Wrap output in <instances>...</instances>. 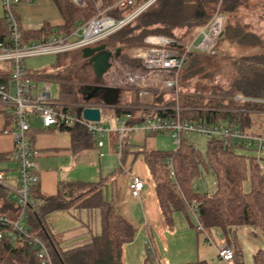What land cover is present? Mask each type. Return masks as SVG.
Returning <instances> with one entry per match:
<instances>
[{
  "label": "trees",
  "instance_id": "trees-1",
  "mask_svg": "<svg viewBox=\"0 0 264 264\" xmlns=\"http://www.w3.org/2000/svg\"><path fill=\"white\" fill-rule=\"evenodd\" d=\"M52 1L63 19V24L54 30L55 34H69L77 25L102 10L116 17L123 16L125 13L112 6L117 0H84L83 5H78L73 0ZM250 1L154 0L133 19V21L138 19L135 26H129L133 21L128 23L103 39L100 44L104 43L106 49L112 53L119 50L118 56L113 57L111 61L120 65L121 68L142 69L141 64L131 57V51L137 46L145 45L142 42L143 34L151 32V34L176 36L182 40L191 38L196 33V29L206 23L219 3L225 19L222 35L212 53L193 50L187 54L179 73L178 82L181 92L178 103L184 109L182 115L187 118L226 124L230 128L237 127L248 131L250 114L264 112V42L253 32L239 24H234L232 18L226 20V17L247 6ZM98 2L101 5L98 6ZM136 6L134 4L125 11L128 12ZM261 18L264 19V15ZM182 26H186L185 31H190V35L185 32L178 33ZM46 31L45 25L37 34L46 33ZM8 36L9 27L3 17L2 9L0 40ZM21 36L24 41L22 31ZM221 40L235 45L239 51L258 48L255 52L241 53L231 60L224 86L212 83L215 71L211 70V59L215 58L216 48ZM70 52L71 58L76 56L77 52L81 56L79 50ZM223 56L231 57L226 54ZM82 59L86 63L77 70V76L85 74L81 75L82 80L95 84V78L94 80L89 78L92 72L90 64L87 59ZM74 60L76 64L77 59ZM57 65L56 61L53 65L54 69L49 72L31 71L28 74L36 81L55 82L59 87V97L53 101L59 107L69 108L77 113V106L74 104L82 101V95L76 89V78L71 71L67 74L62 73ZM192 78L204 81L206 84L194 85L190 82ZM208 81L210 83H207ZM190 86L194 87L191 93L183 91L184 87ZM122 89H129L135 94L133 103L139 102L136 87L125 86ZM152 93L155 95L152 99L154 105L168 107L173 105V102L160 104L161 99L156 95L158 91L152 90ZM236 97L242 99H236ZM125 111H130L135 118L137 117L138 109L136 108L117 109L116 113ZM54 128L69 133L74 151L90 149L94 144L96 145V139L80 125H59ZM29 133L30 130L28 135ZM29 139L32 143V137L29 136ZM197 141L198 139L189 140L182 137L179 145L172 151L147 150L143 145L137 148L125 141L122 154L133 153V151L143 154L166 224L171 223V214L174 211H184L194 219L189 208L193 205L196 218L207 232H210L212 228H219L228 244L233 242L234 232L240 228L251 227L264 233V173L257 161L258 153L253 148L247 149L244 145L231 141L223 142V139L214 136L203 141L205 149L202 154L197 148ZM5 158L10 159L8 155H0V161ZM259 158L260 161L264 160L263 155ZM201 168L209 170L214 177L215 188L210 193L199 191L195 186V180L199 177ZM36 186L37 184L31 187L29 194L36 204L33 208L24 210L25 217L23 220L20 218V222L32 236L41 238L46 243L53 264H123L121 260L123 245L134 238L136 230L116 211L113 200L104 198L101 181L63 182L54 195H43L35 190ZM11 201L16 207L10 205ZM11 206L16 210L13 211ZM69 208H97L100 214V232L92 234L85 243L63 248L44 225V215L54 210ZM19 211L20 206L12 199L10 190L0 186V216L5 215L16 219L19 217ZM194 222L197 229L195 219ZM233 252L235 260L238 259L239 250L234 248ZM150 255H152L151 252H149ZM252 260L253 264H264V251L257 249ZM0 264H41V262L36 255L34 245L27 239L14 243L7 237H3L0 239ZM147 264H152V261L149 259ZM188 264H206V262L197 261ZM236 264L241 263L236 260Z\"/></svg>",
  "mask_w": 264,
  "mask_h": 264
},
{
  "label": "built area",
  "instance_id": "built-area-1",
  "mask_svg": "<svg viewBox=\"0 0 264 264\" xmlns=\"http://www.w3.org/2000/svg\"><path fill=\"white\" fill-rule=\"evenodd\" d=\"M20 0H1L3 17L9 27V36L0 40V106L9 111L11 124L5 127L4 133H9L13 138L11 160L15 164L16 177L11 182L5 173L0 171V186L6 187L11 192L12 199L20 206V216L11 219L0 216V239L7 237L11 242L17 243L27 239L36 249V255L41 264H53L46 243L38 237L32 236L21 224V216L26 208H33L35 202L30 198V189L38 183V167L35 162L36 151L29 139L28 132L31 128V118L38 117L42 126L49 128L59 125L77 124L82 126L91 137L96 139L100 147L104 144L106 134L114 133L115 150L118 159L122 156V146L128 143H139L142 135L151 133L169 132L175 146H178L182 137L189 140L202 138L207 140L214 136L242 144L247 149L253 148L260 155H264V137L245 131L237 127L230 128L226 124L197 121L182 115L183 108L179 105L177 94L179 89V73L182 64L190 51L196 50L212 53L215 45L222 35L224 15L219 8V3L206 23L199 27L196 33L186 40L176 36L149 34L143 38L144 46H138L131 52V57L138 61L142 69L129 70L122 68L120 75L111 77L107 86L122 89L125 86L136 87L137 96L153 99L152 90L173 91V105H143V111L135 118L130 111L114 115L117 109L136 108L134 104L113 106L93 97L82 100L77 104V113L69 108H61L51 97L50 84L39 83L29 76L24 65V59L30 56L43 54H59L84 47L99 45L107 36L130 23L146 6L132 7L135 0H117L112 6L124 15L116 17L106 14L105 10L77 25L67 35H52L34 42H25L22 39L19 23L14 14V6ZM78 5H83L84 0H73ZM236 99H242L236 97ZM247 100H252L247 98ZM84 108H97L99 119L90 121L82 116ZM117 108V109H116ZM147 108L148 112L144 111ZM169 162V161H168ZM172 174V171H171ZM145 181L136 174L130 175L128 189L132 197H139ZM264 188V178H263ZM190 211L196 220L197 229L202 241L206 245H213L218 263L235 264L234 252L228 242L221 236L219 228H212L210 232L203 227L196 218L193 205Z\"/></svg>",
  "mask_w": 264,
  "mask_h": 264
},
{
  "label": "crops",
  "instance_id": "crops-1",
  "mask_svg": "<svg viewBox=\"0 0 264 264\" xmlns=\"http://www.w3.org/2000/svg\"><path fill=\"white\" fill-rule=\"evenodd\" d=\"M149 1L151 0H135L134 4L137 5L136 7H140ZM14 14L20 25L25 42H34L52 35H62L55 34L54 31L63 24V19L52 0H20L14 6ZM45 25L47 27L46 33H41L40 35L37 34V32ZM182 27L183 28L178 30V33L185 32L187 35H190V31H185L186 26ZM52 69L54 68L52 67L44 72H49ZM26 70L27 73L31 72L27 68ZM38 82L42 83L44 81ZM45 82L48 83V81ZM87 84L82 85L78 89L79 94L82 95V100L84 99V96L81 93V89ZM102 84L107 86L104 82V78L102 79ZM127 92L131 91L129 89H119L113 102H110V105H137L136 109H138V113L136 116H138L143 111V108H140L138 104H151L153 102L150 98H143L141 101L138 99V103H133L132 101L135 100V96L133 98H128ZM123 95H126L125 98H123ZM97 96H99V94L94 97L97 98ZM147 112L149 113L150 111ZM113 114L116 115V110ZM10 124V112L2 109L0 106V155H8L9 157H11V151L13 149V138L11 134L4 133L3 129ZM30 124L31 128L29 136L32 137L33 149L36 151L34 159L38 167L39 176L35 190L43 195H54L59 185L63 182L101 181V189L104 198L113 200L116 211L127 219L136 230L134 238L123 245L121 253L123 264H147L149 263V259L152 261V264L154 262L157 264H188L197 261H205L206 264H212L210 261H212L216 252L211 249L209 250L206 247L208 245L202 241L200 233H198L195 228L193 217H190V215L184 211H174L171 214V223L166 224L164 221L158 205L153 182L144 162L142 153H135L134 151L133 153H123L119 160L115 150L114 133L108 134V143L104 142L100 147L97 144H94L90 149L77 152L72 148L71 138L68 132L59 131L55 129L54 126L49 128L43 127L41 120L36 116L31 118ZM148 135L150 134L142 135L139 143L132 142L131 145L136 146L137 148L141 147ZM87 159H89V164L92 166L90 167L91 170L89 171V174L82 170L77 172V164ZM0 165V171H3L6 177L9 171L15 172L12 179L7 178L12 182L16 177V169L11 158L1 160ZM7 165H11L12 168H8ZM132 168L135 172L131 171ZM120 172H125V175H127V187L131 174H136L145 181L139 197H132L128 189L129 195L134 200H132L133 202L130 204H127L124 200L119 202L114 197L113 182L116 181ZM213 190L205 192L210 193ZM10 203V205H14L12 201ZM12 207L13 206H11V208ZM119 209L122 211L119 212ZM12 210L15 211L16 209L12 208ZM133 212H135L132 216V218L134 217L133 219H136V216L139 217L141 215V224L139 223L138 228L133 224L132 218L129 216L133 214ZM18 216H20V211ZM24 217L25 214H22L21 219L23 220ZM44 225L49 233L55 236L60 245L63 248H66L76 244L80 245L85 243L92 234L99 233L100 214L97 208H69L54 210L44 215ZM166 230H177V234L184 235L187 239L189 238L191 242L192 240L195 242L193 251L189 254V258L184 262H164L167 260V256L163 258L160 255L161 252L157 244V242H159V231L166 232ZM221 236L227 241L223 233H221ZM146 240L149 241L146 242ZM229 245L232 249L236 248L239 250V256L236 260L241 264H244V256L245 258L246 256H251L252 259V256L257 249L264 251V233L254 230L251 227L237 229V231L234 232L233 242ZM149 252H151L152 255L149 256ZM236 260L234 258L235 264Z\"/></svg>",
  "mask_w": 264,
  "mask_h": 264
},
{
  "label": "rangeland",
  "instance_id": "rangeland-1",
  "mask_svg": "<svg viewBox=\"0 0 264 264\" xmlns=\"http://www.w3.org/2000/svg\"><path fill=\"white\" fill-rule=\"evenodd\" d=\"M1 2V0H0ZM140 2V1H139ZM98 6L101 5L100 2L97 3ZM0 3V14L2 15V7ZM264 12V0H251L249 4L245 7L240 8L236 13L233 15H229V17H226L227 19H231L234 21V24H239V26H242L244 29L253 32L255 35H257L263 42H264V19L261 18ZM180 18V17H179ZM138 19L133 21L129 26L133 27L135 24H137ZM180 20V19H178ZM178 22V21H176ZM152 27V26H151ZM151 34V32H147L143 34L142 36V42L143 38L147 35ZM138 47V46H137ZM136 48V47H135ZM257 47L251 48V49H242V51H239L235 45H231L227 43L226 40H221L220 44L218 45V48H216L217 54L215 58L211 59L212 62V69L215 71V75L212 78V83L214 84H219L221 86H224V79H227V76L229 73V64L231 60L241 53H247V52H255L257 51ZM132 52V51H131ZM71 52H63L59 54H43V55H36V56H30L24 59V64L27 69L30 71H48L53 67V65L57 61V68L62 70L61 72L64 74H67L69 71L73 73L74 77L76 78L75 81V86L76 89H79L84 83H87V80H82L81 75L84 76L83 74H79L77 76V70L82 67L81 65L85 60H83L80 56V54L77 52L76 56L73 58L72 55H70ZM223 54L229 55L231 57H224ZM74 59H77V63L75 64ZM71 66V67H70ZM119 66V67H118ZM67 70H64L66 69ZM121 67L120 65L114 63L112 61L111 67L108 69V71L104 74V82L106 84H110V78L111 77H117V75H120L121 73ZM210 70V71H211ZM92 71V70H91ZM92 75V77H91ZM91 75H89V78L94 80V75L91 72ZM191 83L194 85L196 83H200V85H205L206 83L204 81L197 80L196 78H192L190 80ZM49 83V82H48ZM207 83H210L209 81ZM50 92H51V97L53 99H58L59 97V87L55 82H50ZM193 86L190 87H184L183 91L184 92H189L191 93L193 91ZM180 85L178 89V94H177V99L179 102V94H180ZM128 98H133L135 94L133 92H127ZM157 96L160 97L161 100H159L160 104L161 103H166V102H174L173 100V91L170 90H160L156 94ZM126 96V95H125ZM123 95V98H125ZM97 99L105 102L102 93H99V96H97ZM151 103V102H150ZM153 103V102H152ZM78 103L74 104L77 106ZM140 108H143V105L140 106ZM145 112H147V108H144ZM147 110V111H146ZM248 131L253 132L255 134H260L261 136L264 137V113L263 112H253L250 114V123L248 127ZM197 140V139H196ZM104 142L108 143V133L106 134L105 138L103 139ZM203 139L199 138L197 141V148L199 151L203 154L204 153V143ZM143 147L147 150L149 149H157L161 151H172L176 148L175 144L173 143V139L171 137V134L169 132L165 133H155L148 135ZM264 156V155H263ZM262 167H264V160H261ZM1 166V165H0ZM6 166V165H5ZM8 168L12 166L7 165ZM129 166V165H128ZM3 167V166H2ZM92 167L89 164V159L82 161L81 163L77 164V172L82 170L87 172L89 174V171L91 170ZM126 167V166H125ZM82 168V169H80ZM128 168V167H127ZM93 170V168H92ZM132 172H135L134 169L132 168ZM15 172L14 171H9L7 173V178L12 179L14 177ZM126 173L123 172L117 176L116 181L113 182V190H114V197L120 202L122 200L126 201L127 204L132 203L134 200L131 198L128 192V187H127V175ZM78 176V175H77ZM88 179V178H87ZM195 186L197 190L199 191H211L215 188V181L212 173L209 170H206L204 168H201V172L198 178L195 180ZM109 189V188H108ZM133 200V201H132ZM137 206V205H136ZM122 210L119 209V212ZM135 214L129 215L132 216ZM139 215V214H138ZM134 218V217H133ZM133 224L138 228L139 223L141 224V215L139 217H135L136 219H133ZM160 230V229H159ZM175 231L171 230H166L164 231H159V242H157L158 247L160 249V255L164 258L167 256V260L164 262L168 263H174L177 261H182L184 262L187 260L189 257V254L193 251L194 248V241H190V239L186 238L184 235L177 234ZM157 238V237H156ZM240 241V239L238 238ZM149 240H146L148 242ZM209 250L211 249L212 251L215 252V248L213 245H208L206 246ZM161 258V257H160ZM240 260V259H239ZM212 264L218 263V259L216 257V253L214 258H212V261L210 263ZM243 262L244 264H252V259L251 256H245L243 257ZM153 264H157L154 262Z\"/></svg>",
  "mask_w": 264,
  "mask_h": 264
},
{
  "label": "water",
  "instance_id": "water-1",
  "mask_svg": "<svg viewBox=\"0 0 264 264\" xmlns=\"http://www.w3.org/2000/svg\"><path fill=\"white\" fill-rule=\"evenodd\" d=\"M82 58L87 59L91 66V70L95 77V84L89 85L85 90H81L84 100H88L99 93H102L105 103L110 104L116 97L118 89L102 84L103 75L112 65V58L117 57L119 50L112 53L106 49L105 44L84 47L80 50ZM83 118L90 121H97L99 119V110L97 108H84L82 110Z\"/></svg>",
  "mask_w": 264,
  "mask_h": 264
},
{
  "label": "flooded vegetation",
  "instance_id": "flooded-vegetation-1",
  "mask_svg": "<svg viewBox=\"0 0 264 264\" xmlns=\"http://www.w3.org/2000/svg\"><path fill=\"white\" fill-rule=\"evenodd\" d=\"M88 62V61H87ZM89 85H91V84H87V85H85V86H83V88L81 89L82 91L83 90H85V88L87 87V86H89ZM85 87V88H84Z\"/></svg>",
  "mask_w": 264,
  "mask_h": 264
}]
</instances>
